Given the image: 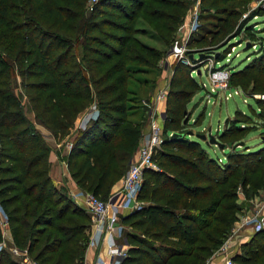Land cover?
I'll use <instances>...</instances> for the list:
<instances>
[{"label":"trees","instance_id":"16d2710c","mask_svg":"<svg viewBox=\"0 0 264 264\" xmlns=\"http://www.w3.org/2000/svg\"><path fill=\"white\" fill-rule=\"evenodd\" d=\"M248 1L202 0L187 46L232 30L224 44L245 29L256 34L249 18L235 22ZM190 6L191 0H97L89 10L87 0H0V204L13 243L40 264H84L93 220L67 187L54 184L52 146L38 125L60 141L79 114L97 104V116L77 129L65 158L83 190L107 198L110 179L123 174V162L129 164L148 125L150 104L141 112L129 103H141L143 94L151 100L162 57L132 33L152 31L171 47ZM137 15L152 30L134 26ZM78 45L80 60L72 52ZM257 46V56L244 68L231 70L230 80L262 107L264 120V40ZM205 48L188 53L218 54ZM153 72L154 78L144 75ZM191 72L180 60L174 65L165 139L153 156L161 170L145 169L138 192L142 206L121 215L129 244L121 264H206L227 241L243 209L239 189L245 197L264 190V141L244 150L227 146L246 145V126L228 118L226 127L213 133L226 144L221 149L229 148L223 158L188 133L187 106L200 86ZM17 76L26 88L33 120L17 94ZM173 131L184 135L172 139ZM233 257L243 264H264V228L243 241ZM0 264L20 262L0 245Z\"/></svg>","mask_w":264,"mask_h":264},{"label":"rangeland","instance_id":"374dc122","mask_svg":"<svg viewBox=\"0 0 264 264\" xmlns=\"http://www.w3.org/2000/svg\"><path fill=\"white\" fill-rule=\"evenodd\" d=\"M202 1V0H201ZM95 0H87V8L90 10L93 8ZM193 3V2H192ZM192 6H190L186 20L191 16ZM242 7V6H241ZM243 9V8H242ZM201 10V4L200 9ZM257 10L260 14L252 15L254 11ZM242 14L235 19V22L239 23L240 21L249 18L248 25L253 27H257L256 34H252L251 29H245L239 36H234L228 40L226 44H224L225 40H227L228 36L233 33L235 30H232L216 39H213L211 35L207 36V41L205 43H195L192 45L188 44V50H193L194 52L203 51L206 49L205 47H213L218 51L217 55L200 57L199 55H194V53H188L189 60H180L184 64H188L192 70L194 78L199 83V90L194 94L192 100L188 103L187 110L189 111V122L188 125L189 129L193 130V134L191 135L192 138H196L200 140L203 146H206L208 150L213 155H218L219 158H223L225 152L229 151V148L221 149L217 144L207 145L204 140L197 138L195 136V132H208L211 129V132L214 133L217 130L224 129L226 127V121L228 118L234 119V121L240 122L242 126H246V130H244V137L242 139L245 140L246 145H240L241 150L247 148H256L262 145L264 141V120L262 119L260 110L262 107L259 104H256L254 100H252L249 96L250 94L238 88V86L231 82V70H240L245 67L253 58H255L259 51V46L257 44H261L264 40V6L261 4L258 5L257 0H249L247 2L246 9L242 10ZM190 12V13H189ZM188 20V22H189ZM184 21V23H185ZM73 23H79V19H73ZM187 22V23H188ZM134 26L136 27H143L147 30H152V28L143 20L140 15H137V18L133 20ZM253 30V29H252ZM178 32V31H177ZM134 37H138L139 40L146 45L161 51L162 57L157 62L156 72H159L157 76V87L160 82V78L163 75V69L167 61V54L170 55L173 53L171 50L176 46L182 43V38L178 39L176 33V42L173 43V46H167L166 44L161 41V39L154 37L155 35L152 31L147 33H132ZM154 35V36H153ZM75 37V35H73ZM213 40V41H212ZM188 41V40H187ZM224 42V43H223ZM80 44V43H79ZM254 44H256L254 46ZM171 51V52H170ZM73 56L76 60L81 59L82 55V47L78 45L75 49H73ZM190 54H193V58L190 57ZM203 56V54H202ZM178 59L174 61L173 64V71L174 65ZM216 67V68H215ZM217 69H222L228 72V78L226 80V85H219V82H215L212 80V72ZM156 72L144 74L148 78H154ZM163 77V76H162ZM33 80V78H31ZM17 87L16 91L17 94L21 97V101L23 106L26 110V114L28 115L31 120L34 119V112L32 109L29 108V100L26 95V88L22 84L21 78L17 76ZM217 84V85H216ZM166 86V85H165ZM250 89V87H249ZM169 87H167V92ZM155 89L152 91L151 95ZM35 94V93H33ZM149 94V97L151 96ZM148 97V96H147ZM145 95H142L141 103L138 102H130L132 106L139 109L141 112H145V107L147 108L150 104V99H146ZM149 102V103H148ZM251 103V104H248ZM145 105V106H144ZM92 104L89 109L83 111L77 119L75 120L74 126L70 128L68 134L62 137L61 140H68V138L73 134H76V131L79 127L81 119L88 110L92 108ZM97 107V104H96ZM150 110V106H149ZM89 112V111H88ZM41 130H46L42 126L38 125ZM60 140V141H61ZM70 142V141H69ZM68 142V143H69ZM69 148V147H68ZM69 150V149H68ZM123 174L120 175L115 180H111L112 185L121 182L122 177L125 174L128 160L123 162ZM114 175V174H113ZM116 175V174H115ZM116 177V176H115ZM114 191L110 192L109 196L105 198L108 200L110 196L113 194ZM259 204L264 201V190H260V193L257 196H249L246 194V199H241L239 202L245 206L247 211L249 208L254 206L256 202ZM264 207V206H263ZM90 213V212H89ZM245 211L239 212L238 220L234 222L232 230L226 240H231V244L236 242L241 243L243 240H247L254 234V231L251 226L246 227V225H241L240 219L244 216ZM235 240V241H233ZM234 242V243H233ZM7 243L8 240H7ZM3 247L9 251L6 245ZM221 249L218 248V250ZM216 250L207 260H212V257L218 251ZM211 262V261H210Z\"/></svg>","mask_w":264,"mask_h":264},{"label":"built area","instance_id":"2783aa9c","mask_svg":"<svg viewBox=\"0 0 264 264\" xmlns=\"http://www.w3.org/2000/svg\"><path fill=\"white\" fill-rule=\"evenodd\" d=\"M97 1V0H95ZM193 3L190 20L187 23V35L182 39V43L176 45L172 52L178 60H189L187 55L188 46L187 40L190 34L196 30L198 26V14L200 9L201 0H191ZM258 5L264 6V0H257ZM228 72L222 69H217L212 72V80L219 82V85H226ZM217 85V84H216ZM153 96V95H152ZM150 100L149 120L147 128L145 129L138 148L131 156L127 170L123 176L121 187L113 192L108 200L101 198L93 192H86V207L93 218L95 226V233L92 237V242L98 243L103 234L107 233L109 236V251L110 263L108 264H121L122 259L127 256V250L123 245L119 244L116 240L117 236L123 237L124 228L121 224V214L124 210L132 211L142 206L143 201L138 198V192L144 180L145 169L161 170L159 165L155 162L153 156L157 149L161 148L164 142V127L161 118V113L158 111L157 106L152 100L164 101L167 96V87L158 88L155 95ZM264 97V94H263ZM152 104V105H151ZM92 108L84 113L79 127H83L86 122L95 118L98 114L96 103L92 104ZM68 147L72 146V140H69ZM240 199H246L242 189L238 191ZM241 225L253 224V231L264 228V211L255 209L251 215L244 214L240 219ZM0 228L3 234V241L0 245H6L9 252L13 257L20 262V264H40L33 259L27 249H21L15 245L12 238L8 237V230L10 229L7 213L0 204ZM116 232V234H115ZM11 242V243H7ZM123 240V239H122ZM125 240V238H124ZM228 240L221 246L226 248ZM220 250V249H219ZM234 255H227L224 264H243L234 259ZM103 261V260H102ZM207 264H210L208 261Z\"/></svg>","mask_w":264,"mask_h":264},{"label":"crops","instance_id":"0c3cea01","mask_svg":"<svg viewBox=\"0 0 264 264\" xmlns=\"http://www.w3.org/2000/svg\"><path fill=\"white\" fill-rule=\"evenodd\" d=\"M191 12H192V10H191ZM188 20H189V18H187V21H185V23H183L179 27L178 32H177L178 33L177 34L178 39H181V38L183 39L184 37H186ZM175 60H176V57L173 53H171L170 55L167 54V61H166V64L164 66V69H163V75H162L163 77L161 76L158 87L155 88V91L152 94L153 96L155 95L158 88H161L163 86L169 87L170 81H171V78H172V75L174 72L172 67H173ZM152 102L157 106V108L159 109L158 111L161 113V118H163V114L164 113L166 114V99L164 101L152 100ZM165 117H166V115L164 116V118ZM43 132H44V134L47 135V139L52 146V150L50 153L49 160L51 162L50 175H51V178H52L54 184L57 187H62V186L67 187L69 194L72 195V197L75 199V201L79 205L87 208L86 207V192L87 191L83 190L77 184V182L73 179V177L71 176L70 169H69L68 164H67V160L65 158L66 154L68 153V149H69L68 148V142H69V140L73 141L76 134L73 132V134L68 138V140L64 139L61 141H56L52 136H49L48 131L43 130ZM122 180H123V177H122ZM122 180H121V182L113 185V187L111 188V192L112 191L115 192L121 187ZM245 206H247V205L243 204L242 207H243V211H245L244 214H247V215H250V214L252 215L254 213L255 209H261L262 211H264V207H263L264 201H262L261 204L256 202L254 204V206L249 208L248 211L246 210L247 208ZM128 212L129 211L124 210V212L121 215H125ZM92 220H93V218H92ZM121 224L123 225V228H124V232H123V237H124L125 232L128 230V226L125 223H123L122 219H121ZM247 226L249 228V226L252 227L253 224H247L246 227ZM94 233H95V226H94V223H92V228H91V233H90V241H89V244H88L86 252H85L84 264H108V263H110V258H111V256L109 255L110 254L109 236L107 233H105V234H103L100 241L98 243H95V242H92V237H93ZM7 234H8L9 238H12L10 229L8 230ZM115 234H116V232H115ZM124 238L117 236L116 240L118 241L119 244L123 245L126 249H128L129 244L127 243L126 240H124ZM233 241H235V240H233ZM241 243L236 242L234 244H231V240H228V246L226 248H222V249L218 250L215 253V255L212 257V260H210L211 261L210 264H224V260H225V257L227 255H235L237 253H240Z\"/></svg>","mask_w":264,"mask_h":264},{"label":"water","instance_id":"95a60500","mask_svg":"<svg viewBox=\"0 0 264 264\" xmlns=\"http://www.w3.org/2000/svg\"><path fill=\"white\" fill-rule=\"evenodd\" d=\"M171 51H172V50H171ZM171 51H170V52H171ZM190 57L193 58V57H194L193 54H190ZM165 115H166V114L164 113V114H163V119H165V118H164ZM186 120H187V118L185 119V121H186ZM188 133H189V134H193L194 132H193V130H189ZM195 134H196V136H198V137H200L201 139H203L205 142L212 143V144H217L218 146H221L222 148L226 146L225 143H221V142H219V141L215 138V136H214L213 133L211 132V129H209L208 132H196ZM183 135H184V133H182V132L173 131V132L171 133L170 136H171L172 139H174V138H177V137H182ZM243 144H244V141H240V142L235 143V144H233L232 142H229V143L227 144V146H228V147L236 148L237 146H240V145H243ZM243 241H245V240H243ZM243 241H242V242H243Z\"/></svg>","mask_w":264,"mask_h":264}]
</instances>
